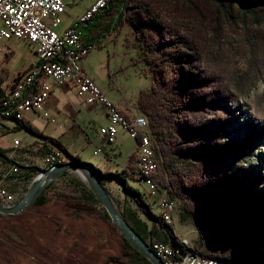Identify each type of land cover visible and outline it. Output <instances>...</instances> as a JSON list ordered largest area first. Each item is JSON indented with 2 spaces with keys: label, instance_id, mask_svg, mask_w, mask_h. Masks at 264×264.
Listing matches in <instances>:
<instances>
[{
  "label": "rangeland",
  "instance_id": "1",
  "mask_svg": "<svg viewBox=\"0 0 264 264\" xmlns=\"http://www.w3.org/2000/svg\"><path fill=\"white\" fill-rule=\"evenodd\" d=\"M124 23L127 22L123 18L116 21L117 28L123 30L124 34L104 39L99 47L88 54L85 61L86 72L112 101L124 105L125 108H118L126 116H145L138 110L137 100L141 90L151 88L153 78L142 59L141 42L136 40L133 28L128 23L124 26ZM208 25L207 22L200 29L197 28L195 37L205 61L204 66L196 70L200 90L205 96L198 123L215 126L219 136L223 138L247 140L250 130L258 132L264 125V14L248 12L240 15L232 23H226L221 34L215 38L210 35ZM131 28L133 31L130 32ZM173 35L175 38L179 36L177 33ZM15 49L16 54L9 61L8 69L3 67V63L11 56L12 51L6 52L0 62V74L7 77L5 92L11 86L12 78L15 79L23 71L24 64L34 60L27 43L18 42ZM8 73L15 74L11 77ZM58 98L57 106L61 109L58 122L75 114V107L82 108V112L88 114L86 108L94 106L81 102L73 92L58 94ZM92 113L94 121L85 122L86 118L83 117H72L69 120L66 136H63L65 146L73 154L82 155L81 160L88 163L89 167H98L104 171L123 170L130 155L134 154L130 164L138 170L137 140L122 132L116 143L105 144L98 134L104 121L103 111L96 110ZM25 115L36 119L30 110L25 111ZM3 128L0 126L1 143L2 136L9 132ZM20 135L17 138L22 140ZM37 142L26 144L27 157H19L20 161H25L32 167L33 174L40 169L31 158L41 151L34 148ZM3 144V148L9 146L7 143ZM95 149H100L97 155L94 154ZM248 150L254 171L263 176L264 136L249 143ZM160 174L161 170L158 168L155 177L159 178ZM136 178L137 180H130V183L144 192V187L138 181V174ZM25 179L26 174L18 171L11 182H8L13 188L12 192L18 194L17 201L29 189L27 182L23 184ZM49 183H52L46 191L49 200L44 206L31 204L17 214L0 213V264H124V261L129 260L121 251L122 232L118 227L117 230L113 229L115 224L111 217H102L107 210L100 201L91 205V212L78 213L71 207L70 203L80 196L81 188L92 190L83 168L71 169L66 175ZM105 188L122 217L126 215L128 208L138 213L148 225L151 224L118 183L113 180L105 181ZM167 195L166 188L159 185L156 197H146L155 214L161 213L160 200ZM173 201L175 209L170 224L179 239L204 254H214L218 249L215 243L201 238L196 231H185L188 227L197 229L198 221L192 218L182 220V203L178 198H173ZM153 240L165 242L159 233L148 236L145 241L151 247ZM111 256L118 258L119 262H110ZM132 264L147 263L134 261Z\"/></svg>",
  "mask_w": 264,
  "mask_h": 264
},
{
  "label": "trees",
  "instance_id": "2",
  "mask_svg": "<svg viewBox=\"0 0 264 264\" xmlns=\"http://www.w3.org/2000/svg\"><path fill=\"white\" fill-rule=\"evenodd\" d=\"M112 8L118 14L116 20L123 16L133 28L136 40L142 44V59L153 78L151 88L141 90L137 107L148 118L155 138L161 170L156 182L166 188L171 198L181 201L182 220L196 219L200 237L218 246L214 254L205 255L235 264H264V175L256 174L248 156L249 143L264 136V125L258 132L250 130L247 140H238L223 138L215 126L198 123L205 96L196 70L205 61L195 40L196 29L207 22L210 35L215 38L226 23H232L240 15L264 14V0H113L105 11ZM176 33L177 38L173 35ZM6 79L0 74V86ZM4 95L0 87V110ZM18 123L62 150L67 160L84 162L60 140L22 120ZM6 157V149L0 147V160ZM133 157L131 154L127 166L120 171L94 167L101 183L104 186L105 181L118 183L139 212L150 220L148 225L138 213L126 208L124 218L144 240L159 233L174 249L182 253L190 251L173 226L154 213L144 193L130 183L137 180L138 174L137 168L130 164ZM51 184L32 205L44 206L48 202L46 191ZM80 192L71 207L78 213L91 212V205L99 199L89 188L83 187ZM102 217L110 219L106 211ZM113 229L117 230V226L113 225ZM120 238L122 254L129 258L124 264L134 261L153 264L123 234ZM109 261L119 259L111 256Z\"/></svg>",
  "mask_w": 264,
  "mask_h": 264
},
{
  "label": "built area",
  "instance_id": "3",
  "mask_svg": "<svg viewBox=\"0 0 264 264\" xmlns=\"http://www.w3.org/2000/svg\"><path fill=\"white\" fill-rule=\"evenodd\" d=\"M113 0H95L81 15L75 17L70 26L59 31L61 15L67 10L66 0H0V56L10 40H20L30 45L37 61L23 70L5 92L1 103H13L12 113H2L0 120L15 117L21 121L24 112L30 110L41 114L54 123L55 118L45 105L57 86L73 83L78 94L89 104L105 111L107 125L99 128V138L105 144H112L120 132L129 134L138 143V181L144 187V196L154 198L159 184L155 180L158 171L155 138L145 116H126L102 91L95 79L82 66L90 53V46L82 39L80 29L95 16L103 13ZM20 141L14 140L0 160V200L14 205L17 194L10 192L6 182L18 174L25 173L24 161L19 159ZM100 149H95L97 155ZM58 147L49 148L40 158L38 174L26 181L29 188L42 172L62 163ZM162 217L173 219L175 204L167 195L160 200ZM185 243V242H184ZM151 248L165 264H235L218 262V257L208 256L191 248L185 253L174 249L169 242L153 240Z\"/></svg>",
  "mask_w": 264,
  "mask_h": 264
},
{
  "label": "crops",
  "instance_id": "4",
  "mask_svg": "<svg viewBox=\"0 0 264 264\" xmlns=\"http://www.w3.org/2000/svg\"><path fill=\"white\" fill-rule=\"evenodd\" d=\"M66 2H67V10L65 13H63L61 15V24L58 28L59 31H63L68 26H70L73 19L75 17L81 15L86 9H88L91 6V4L93 2H95V0H66ZM117 17H118V14L115 12L114 8H112L111 10H107L104 13H102L101 15L97 16L95 19L90 21L86 26H83L80 29V34H81L82 39L90 46V52L93 49H95V47H99L101 42L104 39H107V38L110 39L113 36L116 37V36H119L121 34H124L123 30H121V29L119 30V27L117 28V25H116V21H117L116 18ZM121 18H123V16H121ZM124 26H127V23H124ZM129 31L130 32L133 31L132 28ZM18 42H23V41L10 40V41L6 42L4 54L0 56V62L2 61L6 52L12 51V54L8 59H6L4 61V63H3L4 68L8 69L7 65H8L9 61L11 60V58H13L16 54L15 46L18 44ZM29 47H30V45H29ZM31 50H32V53L34 55V60L33 61L29 60L26 64H24V66L22 67V68H24L23 70H25L28 66H30L31 64H33L37 61V57H36V54L34 53V50L32 48H31ZM86 58L82 61V66L85 70L87 68L85 65ZM13 75L9 74V76H11V77H13ZM13 80H14V77L12 78L10 83H12ZM6 82H7V80H5L0 86L1 89L4 91V93H5ZM70 92L75 93L76 96L81 99V102H83V103L86 102L78 94L77 87L75 84H73V83L62 84L60 86H57L54 89L53 93L51 94L50 98L47 100L46 105H45L46 109L51 113V116L55 118L54 123L50 122L48 119H45L41 114H39L37 112H33V111H31V112L35 115L36 119H34L33 117H30L29 115H25V112H24V117H23L22 121L27 123L28 125L32 126L33 128L37 129L38 131L42 132L43 134H45L47 136L61 140L63 144H64V142L66 143V140H64L65 139L64 137L66 136L67 127H69V125H70L69 120L72 119V117H76V119L77 118L79 119L80 117L86 118V119H84L85 122H88L91 120L94 121L95 118H94V114L92 112L96 111V110H102L103 115H104V121H102V126L107 125L108 121H107V118L105 116L104 109H102L101 107H98L96 105L86 108L88 114H86L85 112H82V108L75 107V109L77 111L75 114L71 115L68 118H64L63 121L58 122L57 117L61 113V109L57 106L58 102H59L58 94H68ZM113 102L117 106L125 108L124 105H121L120 103H117L115 101H113ZM87 104H89V103H87ZM0 126H3L4 127L3 129L6 131L9 130L8 133H6V134H4V136H2L3 143H7V145H9V146L7 148H3L5 146L3 143L0 142V147L3 149H6V153L11 148L14 140H19L20 141L19 157L20 158L27 157L26 156L27 153L25 151V145L38 141L37 142L38 144L34 145V148L40 149L41 151L36 152V154L33 157H31L34 159V163L37 166H39V164H40L41 156L43 154H45L49 150V148L56 147L51 142L45 141L44 139H41V138L37 137L36 135L28 132L24 127H22L13 118L1 119L0 120ZM120 133H122V132H120ZM20 134H24V135L21 136ZM19 135L22 137V140L17 138V136H19ZM80 135H81V133H80ZM78 136H79V133L77 132L76 137H78ZM117 138L115 139V141L112 144L117 142ZM80 139H81V137H80ZM64 145H66V144H64ZM68 150H69V148H68ZM80 157L83 158L82 155H80ZM24 165H25L24 171H25L26 179H27L26 181L35 177L38 174V172L40 171V170H38V171H36L37 173L33 174L34 171H32L33 170L32 167L29 166V164L25 161H24ZM29 170H30V172H29ZM31 174L34 176L31 177L32 176ZM26 181H24L23 184H25ZM8 182H11V179H9L6 182V187L10 192H12L13 188L11 186H9ZM12 193H14V192H12ZM15 194H17V193H15ZM185 231L186 232L196 231V232L200 233L199 222L197 225V229H195V228L192 229V228L188 227V228H185Z\"/></svg>",
  "mask_w": 264,
  "mask_h": 264
},
{
  "label": "water",
  "instance_id": "5",
  "mask_svg": "<svg viewBox=\"0 0 264 264\" xmlns=\"http://www.w3.org/2000/svg\"><path fill=\"white\" fill-rule=\"evenodd\" d=\"M75 168H83L94 194L105 207L111 220L121 230L122 234L128 238L153 264H165L163 260L156 255L148 243L136 233L129 222L118 213L110 194L101 183L95 168L89 167L86 162L65 161L44 170L34 184L27 190L25 195L12 207H4L0 202V213L11 215L22 212L38 198L50 181L62 176L65 171Z\"/></svg>",
  "mask_w": 264,
  "mask_h": 264
},
{
  "label": "bare ground",
  "instance_id": "6",
  "mask_svg": "<svg viewBox=\"0 0 264 264\" xmlns=\"http://www.w3.org/2000/svg\"><path fill=\"white\" fill-rule=\"evenodd\" d=\"M12 110H13V103H5V104H3V106H2V113H12ZM8 118H13V119H15V117H8ZM66 160H67L66 155H65V153L62 151V153H61V161H62V162H65ZM0 202H1V204H2L4 207H12V206H13V205H11V204H7V203H5L4 201H1V200H0ZM163 218H164V220H165L166 222H168V223H171V222H172V221L169 220L168 217H163ZM218 262L229 263V262L223 261V260H221V259H219V258H218Z\"/></svg>",
  "mask_w": 264,
  "mask_h": 264
}]
</instances>
